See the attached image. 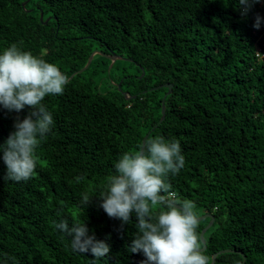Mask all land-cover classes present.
I'll use <instances>...</instances> for the list:
<instances>
[{"label":"trees","instance_id":"16d2710c","mask_svg":"<svg viewBox=\"0 0 264 264\" xmlns=\"http://www.w3.org/2000/svg\"><path fill=\"white\" fill-rule=\"evenodd\" d=\"M238 7V0H0V54L15 43L74 74L62 95L43 101L54 124L31 179L3 178L0 159V264H91L90 252L62 239L60 219L84 220L89 235L106 240L110 253L97 264H140L143 254L128 249L135 214L121 226L94 195L145 135L179 141L185 166L168 180L213 219L205 254L228 251L213 264H264V0L246 17ZM28 112L0 108V143ZM85 194L94 196L86 205Z\"/></svg>","mask_w":264,"mask_h":264},{"label":"clouds","instance_id":"9594fccd","mask_svg":"<svg viewBox=\"0 0 264 264\" xmlns=\"http://www.w3.org/2000/svg\"><path fill=\"white\" fill-rule=\"evenodd\" d=\"M258 3L260 0H238L240 15L246 17ZM261 22L256 14L253 27L259 29ZM67 83L68 77L56 64L23 51L15 43L0 54V108L8 113L29 109L22 120L17 117L14 131L0 143V159L6 167L3 178L15 182L31 179L38 166L37 150L54 124L43 101L47 96L62 95ZM184 166L178 140L149 138L137 150L119 157L114 163L115 174L94 195L98 206L121 226L129 224L135 214L138 232L128 249L143 254L145 259L140 264H209L210 257L204 251L206 241L198 231L197 204L181 199L168 180L169 174H178ZM94 196L85 194L83 203H90ZM54 227L62 239L70 238L73 251L90 252L94 257L91 264L110 253L106 240L89 235L84 220L70 225L69 220L60 219Z\"/></svg>","mask_w":264,"mask_h":264},{"label":"water","instance_id":"95a60500","mask_svg":"<svg viewBox=\"0 0 264 264\" xmlns=\"http://www.w3.org/2000/svg\"><path fill=\"white\" fill-rule=\"evenodd\" d=\"M23 5H24V3H22L21 6L23 7ZM40 20H41V14L39 15V21H40ZM46 21H47V19L45 20V22H46ZM95 54H98V52H93V53H91V54L89 55L86 64L84 65V67H83L82 69L78 70L77 73H81L82 71H84V70L86 69V67L88 66V64H89V62H90V60H91V58H92V56L95 55ZM103 56H104V55H103ZM104 57L107 58V59H109L110 61H113V59H119V58H115L114 56H111V55H109V56H104ZM73 76H74V74H72V75L68 78V80L71 79ZM163 87L167 89V93H166V94H169V92H170V88H171V85H167V84H166V85H163ZM123 97H125V98L128 99V100L134 98V97H132V96H128V97H126L125 94H123ZM163 114H164V108H163V102L161 101V103H160V119H159V122L162 121V119H163ZM146 138H147V135L143 136L140 145H142V144L145 142ZM206 218H208L209 220H208V223L206 224V226L200 231L201 236H203V234L206 232L207 228L210 227L211 224H212V220H213V219H212L211 216H209V215H202V216H200V221H202L203 219H206ZM225 252H228V251H219V252L213 254V255L211 256V258H210V264H213V263H214V259H215V257H216L217 255H219V254H221V253L223 254V253H225Z\"/></svg>","mask_w":264,"mask_h":264},{"label":"rangeland","instance_id":"374dc122","mask_svg":"<svg viewBox=\"0 0 264 264\" xmlns=\"http://www.w3.org/2000/svg\"><path fill=\"white\" fill-rule=\"evenodd\" d=\"M108 66H109V65H108ZM108 66H107V67H108ZM208 229H209V227L207 228V230H208ZM207 230H206V231H207Z\"/></svg>","mask_w":264,"mask_h":264}]
</instances>
